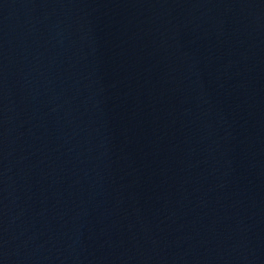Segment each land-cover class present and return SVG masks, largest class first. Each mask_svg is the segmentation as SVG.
<instances>
[{
  "label": "water",
  "instance_id": "obj_1",
  "mask_svg": "<svg viewBox=\"0 0 264 264\" xmlns=\"http://www.w3.org/2000/svg\"><path fill=\"white\" fill-rule=\"evenodd\" d=\"M0 264H264V0H0Z\"/></svg>",
  "mask_w": 264,
  "mask_h": 264
}]
</instances>
